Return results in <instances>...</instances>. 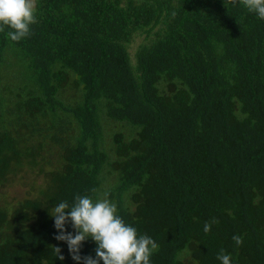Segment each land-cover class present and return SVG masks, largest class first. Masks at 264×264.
<instances>
[{
  "label": "trees",
  "instance_id": "trees-1",
  "mask_svg": "<svg viewBox=\"0 0 264 264\" xmlns=\"http://www.w3.org/2000/svg\"><path fill=\"white\" fill-rule=\"evenodd\" d=\"M36 20L0 32V180L44 146L56 163L0 207V264H76L52 209L105 192L150 264H264V20L229 0H36Z\"/></svg>",
  "mask_w": 264,
  "mask_h": 264
},
{
  "label": "clouds",
  "instance_id": "clouds-1",
  "mask_svg": "<svg viewBox=\"0 0 264 264\" xmlns=\"http://www.w3.org/2000/svg\"><path fill=\"white\" fill-rule=\"evenodd\" d=\"M233 5L241 4L258 19L264 20V0H229ZM37 23L36 0H0V32L7 31V38L20 42L30 35V25ZM96 192V189H92ZM103 194V198L93 200L90 196H76L71 206L60 202L52 209L54 227L59 233L57 241L67 244L71 259L76 264H150V257L158 251L159 245L146 235H138L137 229L125 223L117 215L116 205ZM71 222L75 235L66 232V224ZM216 221L206 222L204 232L211 231ZM97 245L95 258L80 255L83 242L88 239ZM237 247L243 243V237L233 235ZM58 259L63 260L59 247L53 248ZM221 264H231V257L221 249L217 256Z\"/></svg>",
  "mask_w": 264,
  "mask_h": 264
},
{
  "label": "rangeland",
  "instance_id": "rangeland-1",
  "mask_svg": "<svg viewBox=\"0 0 264 264\" xmlns=\"http://www.w3.org/2000/svg\"><path fill=\"white\" fill-rule=\"evenodd\" d=\"M140 42H145V40L142 38V34H136L128 45L127 51L131 61L133 51ZM66 92L64 96L67 95ZM56 149V147L44 146L40 152L41 158H36L33 166H23L8 172L5 178L0 180V207L5 206L12 209L24 199H35L40 196V192L47 185L46 170L52 168L56 163L54 159Z\"/></svg>",
  "mask_w": 264,
  "mask_h": 264
}]
</instances>
